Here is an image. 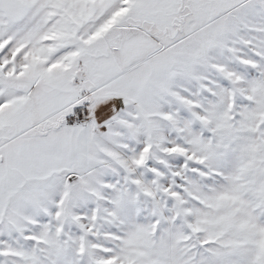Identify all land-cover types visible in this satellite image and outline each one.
Here are the masks:
<instances>
[{
	"label": "snow or ice",
	"instance_id": "snow-or-ice-1",
	"mask_svg": "<svg viewBox=\"0 0 264 264\" xmlns=\"http://www.w3.org/2000/svg\"><path fill=\"white\" fill-rule=\"evenodd\" d=\"M0 264H264V0H0Z\"/></svg>",
	"mask_w": 264,
	"mask_h": 264
}]
</instances>
